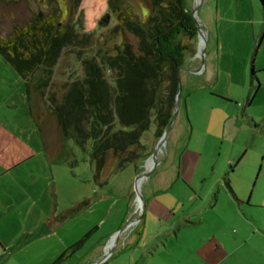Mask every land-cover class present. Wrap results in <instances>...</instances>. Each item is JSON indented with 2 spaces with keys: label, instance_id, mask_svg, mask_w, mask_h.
Returning a JSON list of instances; mask_svg holds the SVG:
<instances>
[{
  "label": "rangeland",
  "instance_id": "rangeland-1",
  "mask_svg": "<svg viewBox=\"0 0 264 264\" xmlns=\"http://www.w3.org/2000/svg\"><path fill=\"white\" fill-rule=\"evenodd\" d=\"M9 1L5 7L0 4L2 37L10 36L17 24H26L33 13L46 9L60 10L63 23L74 24L78 32L92 34L97 40L117 25L110 0H82L75 15L74 0ZM126 1L145 19V0ZM263 1L187 0L191 12L200 3L197 17L206 40L198 51L203 36L202 42L196 38V52L186 64L192 58L202 64L204 58L209 66L211 56L217 80L202 88L201 83L184 87L181 81L178 116L187 119V128L183 137L180 133L175 139L177 128L173 126L156 171L140 184L138 192L145 203L136 196V181L147 159L122 172L114 168L107 183L97 185L90 150L84 152L73 141H61L55 135L54 121L46 123V140L38 134L25 83L0 54V264H53L89 234L62 264H98L105 253L110 255L115 244V239L110 242L112 237L128 223L115 252L103 264H208L199 257L204 246L215 247L219 255L230 254L224 264H264ZM201 52L203 58H197ZM203 74L204 69L197 76ZM82 76L81 63L68 51L57 67L55 81L62 84ZM232 77L237 83H232ZM231 117L237 118V123H230V128L236 127V140L229 142L223 136V124ZM156 131L153 122L142 138L147 155L153 154L160 140ZM201 154L206 159L196 169L189 159ZM229 157L233 160H227ZM179 162L181 172L195 174L192 188L181 179L174 189L161 194L157 179L170 176ZM222 173L221 181L229 180L236 198L225 195L224 181L219 190ZM193 190L202 196L195 202L197 206L184 198ZM84 201H89L87 207L82 206ZM182 204L183 211L181 207L172 210ZM190 212L192 216H188ZM163 226L173 227L171 236H166ZM131 238L141 240L139 247L127 248Z\"/></svg>",
  "mask_w": 264,
  "mask_h": 264
},
{
  "label": "trees",
  "instance_id": "trees-1",
  "mask_svg": "<svg viewBox=\"0 0 264 264\" xmlns=\"http://www.w3.org/2000/svg\"><path fill=\"white\" fill-rule=\"evenodd\" d=\"M81 2L74 0L73 15ZM145 3L142 20L126 0H110L117 25L98 40L63 23L58 9L37 11L10 36H0V54L25 83L38 134L46 140V123L54 121L61 141L90 150L99 186L114 168L122 172L151 156L142 138L153 122L156 137L164 135L177 105L181 70L196 52L199 30L187 0ZM68 51L81 63L83 76L57 83V67ZM89 236L53 264L64 263Z\"/></svg>",
  "mask_w": 264,
  "mask_h": 264
},
{
  "label": "crops",
  "instance_id": "crops-1",
  "mask_svg": "<svg viewBox=\"0 0 264 264\" xmlns=\"http://www.w3.org/2000/svg\"><path fill=\"white\" fill-rule=\"evenodd\" d=\"M202 36H203L202 37L203 38L202 46H204L205 45V40H206V36L204 35V32H203V35ZM197 58H203L202 52L198 55ZM208 60H210V64H209V66H208V64H205V66H204V74L201 75V76H197V74H195V72H197L198 70H200L203 67V65L201 64V62L196 61L195 58H192L191 62L185 65V70H183L182 73H181V81L184 82V87H185L186 84L189 85V86L195 87V86H197V84L201 83L200 84L201 88L203 86H205V85L214 84V82L217 80V78L215 79V75H216V72L217 71L215 70L216 68H215V66L213 64V58L211 56H209L208 57ZM234 80H235V78L232 77V83L233 84L236 82V81L234 82ZM180 111H181V109H180ZM180 111H179V116H180ZM179 116H178V118H177V120L175 122V125H174V128H177V131H176V134H175V139L178 138L177 137L178 134L180 136V133H181V135L183 137V135H184V133L186 131V128H187V124H188L187 123V119H185V120H184V118L183 119H179ZM232 121H234V122L236 121V123H237V118L231 117V118L227 119L225 121V123L223 124V136L229 142H231L233 139L236 140V135H235L236 134V127L235 126H232L230 128V126H231L230 123ZM232 130H234V131H232ZM187 148L184 149V152L183 153L186 152L185 150ZM248 152L249 151H246L245 153H243L240 156L239 160L240 161L243 160L244 155L247 154ZM205 159L206 158L203 156V154H201L198 158L197 157L190 158L189 159V162L192 163L196 167V169H197V168H199L200 164L205 161ZM210 159L212 160L213 158H210ZM230 159L233 160L232 157H229V159H227V160H230ZM227 160L225 159V162H227ZM230 162L231 161H229V163ZM147 167H149L150 170L153 168V162H152L151 159L145 163V165H144V172L146 171ZM177 167L178 168L176 169V171H175V168H173L171 170V172L169 173L170 176H168L166 179L165 178H164V180H162V178H158L157 179L158 184L156 185V188H157V190L159 192H161V194L163 192L164 193H168L169 190L174 189L176 187V184H178L181 179L186 180V182L189 184V187L192 188L190 182H193V179L196 177L195 174L194 175H190L188 173V171L187 172H184L183 170L181 172L180 169H182V165L180 164V162L178 163V166ZM182 173L184 174L183 177H182ZM224 174L225 173H222L221 178L217 182L218 183V186H219V190L221 191V189L223 188V181H224V185L226 186L225 188L227 189V193L225 195H231L234 198H236V196L234 195L233 189L232 188L229 189V187H230V186H228V184L230 183L229 180L228 179H223L221 181V179L223 178ZM204 179L201 181L203 183H201V182L199 183V184H202V187L201 188H203V186H204V182H205ZM146 181H147V179L146 178H143L141 184L144 185ZM162 188H165V189H163L165 191L161 190ZM184 198L187 199L188 203H191V204H194V205L197 206V204H195V202L197 200H201L202 199V196L198 192H196V191L193 190V194H191L189 192L186 195V197L184 196ZM215 201H218V196L216 197V200ZM183 205L184 204H182L181 206H177L176 208H174L172 210H178L180 207H181L180 210H182ZM196 206H194V207H196ZM214 206L216 207V205L214 204V205L211 206V208H214ZM202 209L203 208H200V211H202ZM192 210H194V209L192 208ZM152 211L154 213H157V211L155 210V208ZM195 212H196V210H195ZM134 213H136V214L138 213V205H137V201L136 200H135V210H134ZM188 216H192V213L190 212L188 214ZM163 228H167V231L165 232L166 233V236H171V234H172V231L171 230H172L173 227L168 228V227H164L163 226ZM140 242H141L140 239L134 240V238H131L130 243H129V246L127 248H129L131 246L132 247H135V246L139 247ZM108 247H109V245H107L105 247L104 251H106V249ZM220 249L222 250V247H219V250ZM147 250H151L150 247H147ZM214 251H215V247H213V246H204L202 248V250L199 251L200 260L202 262L205 261L208 264H224L225 262H228L229 261V259H230V256L229 255L230 254H228L227 256L226 255H219V254H216ZM221 253H222V251H221Z\"/></svg>",
  "mask_w": 264,
  "mask_h": 264
},
{
  "label": "water",
  "instance_id": "water-1",
  "mask_svg": "<svg viewBox=\"0 0 264 264\" xmlns=\"http://www.w3.org/2000/svg\"><path fill=\"white\" fill-rule=\"evenodd\" d=\"M199 7H200V3H198V5L196 6L195 10H193L192 14H193V17L195 18V20L197 22V26H198V30H199L198 37L200 39L201 26H200V23H199V20H198V17H197V13L199 11ZM198 51H200V48H198ZM202 65H203L202 68L204 69V66H205L204 58L202 59ZM183 70H185V67H183L181 71H183ZM252 71L254 73L253 63H252ZM195 74H197V73L195 72ZM181 104H182V83H180V86H179L178 95H177V105H176L175 111L173 113L172 119H171V121H170V123H169V125H168V127H167V129H166V131L164 133V135L160 138L159 142L157 143L153 154L146 160V162L149 161L150 159L152 160V162H153V168L150 171H148V172H146L144 174H141L137 178V181H136V196H140L141 199H142V201H143V203H145V199H144L143 195H140L139 192H138V182H139V180L141 179L142 176L144 178L148 179L156 171V169H157V167L159 165L158 164V157H159V154L161 152V148L164 145V143L166 142V139H167L169 133L173 129V126H174V124H175V122L177 120V117H178V114H179V111H180V108H181ZM144 211H145V207H144L143 212ZM142 216H143V213L137 219V223H139L142 220ZM128 225H129V223L121 231H119L118 233H116L112 237V239L110 240V242L113 241V239H115V244H114V247L112 248V250L110 252V255L108 256L105 253V257L98 264L105 263L113 255V253L115 252V249H116L117 245L119 244V240L125 234V231H126Z\"/></svg>",
  "mask_w": 264,
  "mask_h": 264
},
{
  "label": "bare ground",
  "instance_id": "bare-ground-1",
  "mask_svg": "<svg viewBox=\"0 0 264 264\" xmlns=\"http://www.w3.org/2000/svg\"><path fill=\"white\" fill-rule=\"evenodd\" d=\"M201 36H202V30H201V34H200V40H201ZM201 42H202V40H201ZM148 171H150V168L148 167V169L145 171V172H143L142 174H144V173H146V172H148ZM143 176L141 177V179L139 180V182H138V191L140 192V184H141V182H142V180H143Z\"/></svg>",
  "mask_w": 264,
  "mask_h": 264
},
{
  "label": "built area",
  "instance_id": "built-area-1",
  "mask_svg": "<svg viewBox=\"0 0 264 264\" xmlns=\"http://www.w3.org/2000/svg\"><path fill=\"white\" fill-rule=\"evenodd\" d=\"M202 45V44H201ZM199 46V48L201 49L203 46ZM202 72H203V68H201L200 70H198L196 73L198 74V75H200V74H202Z\"/></svg>",
  "mask_w": 264,
  "mask_h": 264
},
{
  "label": "flooded vegetation",
  "instance_id": "flooded-vegetation-1",
  "mask_svg": "<svg viewBox=\"0 0 264 264\" xmlns=\"http://www.w3.org/2000/svg\"><path fill=\"white\" fill-rule=\"evenodd\" d=\"M67 1H69V0H67ZM66 8L64 9V11L66 12V14H68V12H69V8H68V6H65ZM264 36V35H263Z\"/></svg>",
  "mask_w": 264,
  "mask_h": 264
}]
</instances>
